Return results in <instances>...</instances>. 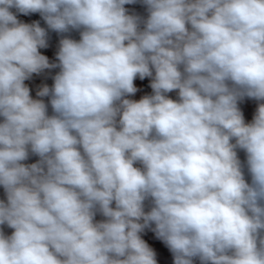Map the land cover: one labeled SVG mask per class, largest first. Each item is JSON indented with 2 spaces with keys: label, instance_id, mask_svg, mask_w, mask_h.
Here are the masks:
<instances>
[{
  "label": "clouds",
  "instance_id": "9594fccd",
  "mask_svg": "<svg viewBox=\"0 0 264 264\" xmlns=\"http://www.w3.org/2000/svg\"><path fill=\"white\" fill-rule=\"evenodd\" d=\"M137 2L0 0V264H157L145 229L173 264H264V0ZM11 8L80 39L50 63ZM54 68L33 99L24 82Z\"/></svg>",
  "mask_w": 264,
  "mask_h": 264
},
{
  "label": "trees",
  "instance_id": "16d2710c",
  "mask_svg": "<svg viewBox=\"0 0 264 264\" xmlns=\"http://www.w3.org/2000/svg\"><path fill=\"white\" fill-rule=\"evenodd\" d=\"M129 14H137L140 15L141 17L146 18L148 13L146 10V6H144L142 3L138 2L135 4H129V5H125L124 6ZM10 11H12L14 14H16L17 19L21 20L22 18L28 16L29 17V24H32L33 22H39V25L43 28H45L47 30L48 35L50 33H56L55 31H52L50 29H48L46 22L42 19L41 15L39 13H32L29 15H24L21 13H18L17 10L15 8H11ZM59 34V33H58ZM48 35H47V40H48ZM61 36H67L69 38L75 39V40H79L80 39V34L78 30H72L69 33H64V34H60ZM150 82H151V78L150 77H146L143 79L142 82V87L144 89V91H149L151 89L150 87ZM54 81L52 79H50L46 74H38L35 78H33V80H31L30 82L26 83V86L29 87L30 89V95L33 99H41V97L37 96V92L40 90V88L44 85H47L48 87H51L53 85ZM128 99H131V95H129L128 97H126ZM42 99H44L45 103L48 105V114L52 115V109H51V105L49 103V97H43ZM242 101L239 102V108L244 114L243 111V107H242ZM3 117H0V122H3ZM245 122H247V118L244 116ZM234 142V141H233ZM237 154L239 159L241 160L242 163H244L246 165V153L243 150L237 149ZM39 159L38 156L36 155H29V158L25 161H23V163L25 164H31V163H35L37 162ZM137 167H140L139 164L136 165ZM244 173H245V179L250 183L251 182V177L247 172V168L245 166L244 169ZM0 200H3L5 202H7V198H6V194H5V190L3 188V186H0ZM115 205L113 204V207ZM149 210V206L146 202V206H145V211ZM95 219L97 221L103 220L105 219L102 215H100L99 213H97ZM154 227V225H153ZM14 231V229H11L9 227H7V225L3 226V232L5 235H11L12 232ZM141 238L149 245V247H151L155 253H156V260H157V264H173V255L170 252V250L167 248V246L159 239L156 238L155 233L152 232L150 229H145L144 232H142L141 234ZM195 264H199V261H195Z\"/></svg>",
  "mask_w": 264,
  "mask_h": 264
},
{
  "label": "rangeland",
  "instance_id": "374dc122",
  "mask_svg": "<svg viewBox=\"0 0 264 264\" xmlns=\"http://www.w3.org/2000/svg\"><path fill=\"white\" fill-rule=\"evenodd\" d=\"M22 23H26L29 24V17L26 16L24 18H22L21 20H19ZM58 38V41H57ZM62 38V36L58 33H50L48 35V47L46 48H41L39 49V51L41 52V54L45 55L46 57H48L49 62L50 63H58L57 58H56V53L58 51L59 48V40ZM56 44H57V48H56ZM60 71L59 68H54V69H45L42 74H46L50 79L53 80V77ZM41 74V73H40ZM38 74H33L32 77L28 80H26L24 83H28L31 80H33V78H35ZM54 81V80H53ZM142 82L143 80H141L139 77H137L134 80V85L137 87L138 91L131 95V99L135 100V101H139L142 97H144L145 95H151L152 94V89H150L149 91H144L143 87H142ZM167 96L170 99L173 100H177L178 99V90H174L172 92L167 93ZM258 101L254 100V99H249V98H245L242 101V107H243V111H244V116L247 118V122L250 123L253 120V117L255 115V112L257 110L258 107ZM3 229V226H0Z\"/></svg>",
  "mask_w": 264,
  "mask_h": 264
},
{
  "label": "crops",
  "instance_id": "0c3cea01",
  "mask_svg": "<svg viewBox=\"0 0 264 264\" xmlns=\"http://www.w3.org/2000/svg\"><path fill=\"white\" fill-rule=\"evenodd\" d=\"M57 41H58V38H57ZM56 48H57V44H56ZM174 91V90H173Z\"/></svg>",
  "mask_w": 264,
  "mask_h": 264
}]
</instances>
